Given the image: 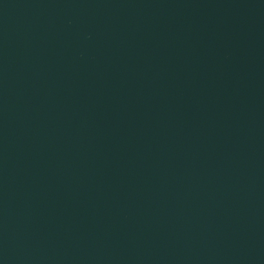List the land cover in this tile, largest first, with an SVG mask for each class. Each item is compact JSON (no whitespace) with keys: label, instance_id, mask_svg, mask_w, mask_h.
Wrapping results in <instances>:
<instances>
[{"label":"water","instance_id":"water-1","mask_svg":"<svg viewBox=\"0 0 264 264\" xmlns=\"http://www.w3.org/2000/svg\"><path fill=\"white\" fill-rule=\"evenodd\" d=\"M0 264H264V0H0Z\"/></svg>","mask_w":264,"mask_h":264}]
</instances>
